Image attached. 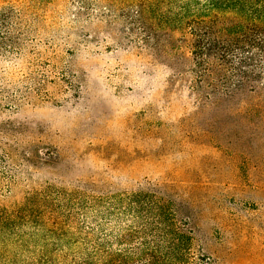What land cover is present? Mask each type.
I'll use <instances>...</instances> for the list:
<instances>
[{
  "label": "rangeland",
  "instance_id": "1",
  "mask_svg": "<svg viewBox=\"0 0 264 264\" xmlns=\"http://www.w3.org/2000/svg\"><path fill=\"white\" fill-rule=\"evenodd\" d=\"M172 2L0 0L23 34L0 51V264H145L109 203L139 191L173 199L195 264H264V69L197 91L189 40L132 25Z\"/></svg>",
  "mask_w": 264,
  "mask_h": 264
},
{
  "label": "trees",
  "instance_id": "2",
  "mask_svg": "<svg viewBox=\"0 0 264 264\" xmlns=\"http://www.w3.org/2000/svg\"><path fill=\"white\" fill-rule=\"evenodd\" d=\"M160 12L140 3L131 17L132 25H145L149 16H155L171 32L182 33L193 56L195 89L207 98L242 88L252 80L257 62L264 69V0H173ZM13 27V17L0 14L1 52L15 48L23 37ZM65 81L73 89L71 81ZM20 96L28 99L27 93ZM109 203L114 211L119 209L142 226L145 237L128 238L143 240V251L149 257L145 264H195L192 237L186 232L188 220L180 219L172 198L139 191L115 196ZM99 251L105 257L103 264H113L112 254L104 248ZM201 260L213 264L205 256Z\"/></svg>",
  "mask_w": 264,
  "mask_h": 264
}]
</instances>
